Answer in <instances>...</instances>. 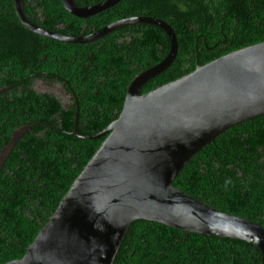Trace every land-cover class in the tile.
I'll list each match as a JSON object with an SVG mask.
<instances>
[{
  "label": "trees",
  "instance_id": "trees-1",
  "mask_svg": "<svg viewBox=\"0 0 264 264\" xmlns=\"http://www.w3.org/2000/svg\"><path fill=\"white\" fill-rule=\"evenodd\" d=\"M73 1L90 5L101 0ZM22 8L32 23L72 35L88 34L131 15L166 21L175 34V56L140 92L178 78L196 64L264 40V0H118L85 18L71 15L59 0H22ZM62 23L65 27H56ZM167 48V37L151 24H129L85 43L43 37L19 23L12 0H0V148L14 128L32 124L15 139L0 167V264L22 255L103 138L71 134V114L57 115L56 100L35 91L32 81H45L49 70L62 75L79 102L77 128L90 135L117 116L132 76L160 60ZM263 148L261 115L217 134L189 158L171 184L264 228ZM259 261L258 249L245 241L134 219L112 264Z\"/></svg>",
  "mask_w": 264,
  "mask_h": 264
},
{
  "label": "water",
  "instance_id": "water-1",
  "mask_svg": "<svg viewBox=\"0 0 264 264\" xmlns=\"http://www.w3.org/2000/svg\"><path fill=\"white\" fill-rule=\"evenodd\" d=\"M118 0L76 6L60 0L71 15L85 18ZM19 23L43 37L85 43L129 24H151L168 40L166 53L128 81L117 116L94 134L81 133L74 111L71 134L103 136L22 255L2 264H112L130 221L142 219L202 235L239 239L255 246L264 264V228L220 211L171 184L189 158L224 129L264 115V40L229 51L184 75L140 93L176 53L171 26L161 18L131 15L84 35L40 27L12 0ZM32 124L14 128L0 148V167L15 139Z\"/></svg>",
  "mask_w": 264,
  "mask_h": 264
},
{
  "label": "flooded vegetation",
  "instance_id": "flooded-vegetation-1",
  "mask_svg": "<svg viewBox=\"0 0 264 264\" xmlns=\"http://www.w3.org/2000/svg\"><path fill=\"white\" fill-rule=\"evenodd\" d=\"M76 6H84V5H76ZM56 27L63 28L65 27V24L62 23V25L59 26L56 25ZM81 28L84 29V25ZM47 74L49 78H47L45 81L40 78L34 79L31 83V87L38 93L40 94L45 93L46 95H48L49 98H53V101L56 100L57 105L59 107V109L57 110V115L59 114L63 117V114L67 115L70 113L71 117H74L75 109L78 115L79 102L77 101L76 95L69 82L65 83L67 80L62 75H59L55 71L49 70ZM238 136L241 137V134L238 133ZM263 159H264V153H263ZM260 183H264L263 177L260 178ZM246 188H249V186H246ZM257 190L260 191L262 189L260 187H257ZM238 206L239 204H237V208Z\"/></svg>",
  "mask_w": 264,
  "mask_h": 264
},
{
  "label": "clouds",
  "instance_id": "clouds-1",
  "mask_svg": "<svg viewBox=\"0 0 264 264\" xmlns=\"http://www.w3.org/2000/svg\"><path fill=\"white\" fill-rule=\"evenodd\" d=\"M59 1H60V0H59ZM60 4H61V2H60ZM61 6H62V4H61ZM62 7H63V6H62ZM118 19H119V18H118ZM115 20H116V19H115ZM110 22H111V21H110ZM108 23H109V22H108ZM106 24H107V23H106ZM102 26H103V25H102ZM100 27H101V26H100ZM144 83H145V82H144ZM144 83H143V84H144ZM143 84H142V85H143ZM148 90H149V89H148ZM146 91H147V90H146ZM144 92H145V91H144ZM140 93H142V92H140Z\"/></svg>",
  "mask_w": 264,
  "mask_h": 264
},
{
  "label": "rangeland",
  "instance_id": "rangeland-1",
  "mask_svg": "<svg viewBox=\"0 0 264 264\" xmlns=\"http://www.w3.org/2000/svg\"><path fill=\"white\" fill-rule=\"evenodd\" d=\"M172 28V27H171Z\"/></svg>",
  "mask_w": 264,
  "mask_h": 264
}]
</instances>
